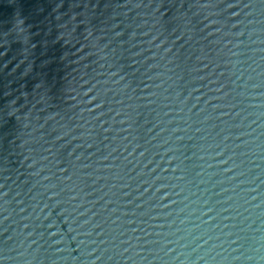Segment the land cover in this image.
I'll return each instance as SVG.
<instances>
[{
  "label": "water",
  "instance_id": "water-1",
  "mask_svg": "<svg viewBox=\"0 0 264 264\" xmlns=\"http://www.w3.org/2000/svg\"><path fill=\"white\" fill-rule=\"evenodd\" d=\"M0 264H264V0H0Z\"/></svg>",
  "mask_w": 264,
  "mask_h": 264
}]
</instances>
